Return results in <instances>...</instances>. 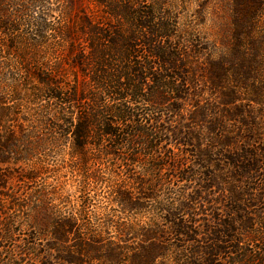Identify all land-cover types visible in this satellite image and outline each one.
<instances>
[{
	"label": "trees",
	"instance_id": "1",
	"mask_svg": "<svg viewBox=\"0 0 264 264\" xmlns=\"http://www.w3.org/2000/svg\"><path fill=\"white\" fill-rule=\"evenodd\" d=\"M57 1L0 0V264H264V0Z\"/></svg>",
	"mask_w": 264,
	"mask_h": 264
},
{
	"label": "rangeland",
	"instance_id": "2",
	"mask_svg": "<svg viewBox=\"0 0 264 264\" xmlns=\"http://www.w3.org/2000/svg\"><path fill=\"white\" fill-rule=\"evenodd\" d=\"M52 1L54 2L52 5L56 9L55 13H58V11L63 8V3L58 2L57 0H52ZM168 1H170V3H175V4L177 3L176 0H168ZM197 7H198L197 0H185V4L179 7L178 10L175 11V15H177V23L182 24V22L184 21L185 15L186 16L192 15L190 17H193L195 13V9H197ZM205 18H206L205 20H202L204 21L202 24H199V25L195 24V27L202 33L203 36L208 37L209 39V35L206 33V31L209 33V31L213 29L212 25L209 22V6H208L207 15ZM54 162L57 163L58 159H55ZM47 176H48L47 177L48 180L56 179V174L54 172H49ZM65 185L68 188L76 189L78 185V179L75 177H72L71 175V177L65 182ZM87 189H88L89 195H91V199L97 205H101L103 202V199H106L105 197H107L108 195L106 188H104L102 185H97L96 187L95 184L91 183L87 186ZM0 244L2 245L4 243L1 242ZM0 248H2V246H0Z\"/></svg>",
	"mask_w": 264,
	"mask_h": 264
}]
</instances>
